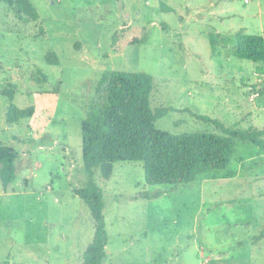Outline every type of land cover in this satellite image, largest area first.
Listing matches in <instances>:
<instances>
[{"label": "rangeland", "instance_id": "rangeland-1", "mask_svg": "<svg viewBox=\"0 0 264 264\" xmlns=\"http://www.w3.org/2000/svg\"><path fill=\"white\" fill-rule=\"evenodd\" d=\"M29 1L35 20L0 3V143L17 152L14 180L0 182V264H82L94 224L74 190L89 179L108 237L101 264H264V149L239 141L224 169L152 185L141 161L90 176L80 130L111 70L152 76L160 130L221 133L196 115L264 129V62L233 53L238 31L264 39V0ZM10 102L32 115L8 124Z\"/></svg>", "mask_w": 264, "mask_h": 264}, {"label": "trees", "instance_id": "trees-1", "mask_svg": "<svg viewBox=\"0 0 264 264\" xmlns=\"http://www.w3.org/2000/svg\"><path fill=\"white\" fill-rule=\"evenodd\" d=\"M0 3L17 16L38 18V12L29 0H0ZM124 33L123 28L114 33V46ZM141 41L142 38L133 36L129 43ZM233 53L242 59L264 62V39L260 35L238 31ZM45 58L57 63V57L52 53H47ZM152 87V76L142 71L111 70L100 77L97 108L86 114L80 126L82 161L90 176L92 169L98 167L101 177L108 179L113 162L141 161L147 184H186L205 171L224 169L231 160L236 142H250L264 149V129L225 127L200 115L196 117L212 121L221 133L171 134L156 128V120L165 114L167 108L151 109L149 96ZM32 113L33 108L20 109L10 102L5 112L6 122L16 123ZM16 157L13 148L0 143V182L4 191L14 180ZM74 193L88 207L94 224L93 237L82 253V264H101L108 237L100 189L89 179ZM159 195V192L154 194Z\"/></svg>", "mask_w": 264, "mask_h": 264}]
</instances>
